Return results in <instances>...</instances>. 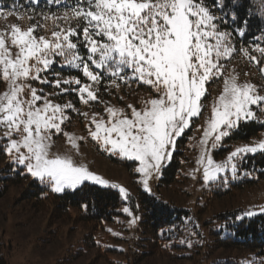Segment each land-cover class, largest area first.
Listing matches in <instances>:
<instances>
[{
    "label": "snow or ice",
    "instance_id": "6c2138e0",
    "mask_svg": "<svg viewBox=\"0 0 264 264\" xmlns=\"http://www.w3.org/2000/svg\"><path fill=\"white\" fill-rule=\"evenodd\" d=\"M39 2L28 0L30 6ZM49 2L70 11L57 15L37 13L35 7L26 9L23 4H12L7 11L0 6V16L28 21L27 27L13 23L0 30V82L6 85L0 91V150L11 164L23 166L55 193L76 190L89 181L108 186L86 165L51 151L54 136L63 134L73 146L77 139L90 138L102 150L138 162L139 183L151 193L150 180L159 178L172 160L178 140L202 113L203 98L209 94L206 85L217 78L224 79V86L213 100L196 161L202 166L203 181L226 183L229 173L235 179L246 156L264 153L262 139L236 147L222 162L211 155L241 123L264 118V86L240 83L234 69L226 73V62L242 53L264 77V28L243 44L248 19L255 16L264 22V0H249V16L231 30L226 21L235 24L237 17L234 11L224 12L225 0ZM238 6L232 0V7ZM218 11L224 14L217 15ZM65 70L79 75L65 77L61 75ZM121 85L147 86L151 95L142 97L139 106L128 104L127 109L100 99L103 94L118 93ZM66 95L76 96L85 106L103 104L107 119L99 113L89 117L71 100L57 102ZM70 112L88 121L87 137L64 131ZM120 191L127 199V190L121 187ZM123 211L130 217L129 226L135 225L139 218L128 207ZM259 211L264 214V207ZM181 243L191 247L193 241Z\"/></svg>",
    "mask_w": 264,
    "mask_h": 264
},
{
    "label": "trees",
    "instance_id": "16d2710c",
    "mask_svg": "<svg viewBox=\"0 0 264 264\" xmlns=\"http://www.w3.org/2000/svg\"><path fill=\"white\" fill-rule=\"evenodd\" d=\"M67 2L71 4L72 0ZM225 3L224 12L234 11L237 17L235 24L231 19L226 21L229 26L236 27L241 20L249 16V0H237L239 6L235 8L232 7V0H225ZM12 4H23L26 9L35 7L37 13L43 11L62 15L65 10L70 11V8L53 5L49 0H40L38 6H30L28 0H0V6L5 11L9 10ZM217 13L224 14L219 11ZM37 19H40L39 15ZM27 26L28 21L24 20L23 27ZM262 28L264 22L252 16L248 19V31L243 42L248 44L253 36H259ZM56 71L61 70L57 68ZM61 75L68 77L77 76L79 73L65 70ZM146 88L147 86L143 85L136 86V89ZM119 91L125 92L127 88L121 85ZM210 97L205 96L203 100ZM263 130L264 122L241 123L232 133L231 139H250ZM188 152V139L185 135L178 141L172 160L162 170L161 186L180 190L178 185L185 183L187 179L183 169L191 160ZM245 172L249 174L245 175ZM263 180L264 153L258 152L244 158L234 180L229 176L226 183H209L194 208L177 206L140 189L139 203L133 200L132 205L141 216L137 226L140 238L136 244L142 250L129 251L126 257L131 255V259L124 263L110 259L109 253L116 251L98 243L95 238L100 227L105 223L114 222L123 214L125 202L119 191L85 183L74 191L55 193L49 185L33 178L23 167L11 164L9 157L0 150V197L12 188L17 189L20 200L30 204L36 212H49L51 220L73 221L75 226L70 231L77 229V225L89 227L84 236L87 248L96 247L98 255L95 260L105 261V264H140L151 256L165 258L172 264H221L224 260H228L229 264L233 261L264 264V214L249 217L244 215L242 208L217 210V204L221 201L232 199L240 191ZM241 216L244 218L237 219ZM59 232V229H55L51 232L52 237H57ZM182 240L193 241L192 246L182 244ZM84 251L79 248L74 254L75 259L82 256ZM67 262L69 260L61 264Z\"/></svg>",
    "mask_w": 264,
    "mask_h": 264
},
{
    "label": "rangeland",
    "instance_id": "374dc122",
    "mask_svg": "<svg viewBox=\"0 0 264 264\" xmlns=\"http://www.w3.org/2000/svg\"><path fill=\"white\" fill-rule=\"evenodd\" d=\"M216 14L220 15L219 13ZM23 22L24 20L17 19L15 15L8 18L0 16V30L5 29L6 25L13 23L23 27ZM231 28L230 25L229 30ZM243 44L245 43L243 42ZM226 64V73L232 74L234 69L235 74H238V81L240 83L251 82L258 86H264V77L261 76L258 67L248 61L242 53L236 54ZM34 86L41 87L39 84H34ZM223 86V78L214 79L206 85L207 92L209 93L206 96L211 97L205 101L203 100L204 108L202 109L201 115L198 118H193L190 129L184 134V136L187 135L188 154L191 159L183 169V173L187 176L185 183L178 185L180 190L174 188L166 189L161 186L160 178L162 175L159 178L153 177L150 180L152 191L148 194L159 196L163 200L173 202L177 206L194 208L197 199L209 184L203 181L202 166L196 163L200 155L199 142L207 126V120L211 116L213 100L221 94ZM5 87L6 85L0 82V91H3ZM45 91H54V89L45 88ZM101 92L103 93V89H101ZM261 94H264V92ZM150 95V88L136 89V85H133L127 88L125 92L119 91L117 93L113 91L110 96L103 94L100 96V99L110 102L111 105L117 108L127 109L128 104L139 106L140 99L142 97L147 98ZM120 97H123V100ZM68 100H71L80 112L89 113V117L93 113H99L107 119L103 104L92 103L85 106L78 103L77 97L74 95L59 97L57 102L63 103ZM68 115L71 119L63 126L64 131L77 138L87 137L88 131L85 125L88 121L82 115L76 113L70 112ZM260 122H264V118ZM235 130L237 129L232 130L231 134L223 139L220 147L211 151V155L216 162L224 161L236 147L253 145L264 139L263 130L250 139L233 141L231 136ZM51 151L54 154L58 153L72 157L77 164L86 165L90 171L109 182L108 186L91 181L85 183L119 191L125 202L122 208L123 214L117 217L114 222L105 223L100 227L95 238L98 243L104 244L107 248L116 251L109 253L108 256L110 259L124 263L128 262V259H131V255L126 257L129 251L136 249L142 250L136 244L140 238L137 226L139 225L141 216L139 212L135 211L132 205L134 203L133 200L137 204L139 203L140 189L143 190L142 185L139 183L141 175L135 171L139 167V163L116 157L102 150L90 138L83 141L77 139V145L73 146L63 134L53 137ZM196 169L199 170L194 172ZM229 176L231 177L230 173ZM231 180L234 179L231 177ZM112 185H118L119 187H113ZM121 187L127 190V199H125L124 193L120 191ZM217 206V210L220 208H242L244 215L250 210L257 212V215L260 214V208L264 207V180L259 184L240 191L232 199L221 201ZM125 207L130 208L132 213L139 218L135 225L129 226L130 217L123 211ZM74 226L75 223L73 221L51 220L49 212H36L30 204L20 200L18 190L12 188L7 194L0 197V264H61L66 260H69L66 264H105V261L95 260L98 255L96 247H92L91 249L87 248L84 236L89 231V227L77 225V229L70 231ZM55 229H59L60 232L57 237H52L51 232H54ZM51 238L52 240L49 241L48 239ZM79 248L85 250L84 254L75 259L74 254ZM140 264L172 263L165 258L151 256L141 261Z\"/></svg>",
    "mask_w": 264,
    "mask_h": 264
}]
</instances>
